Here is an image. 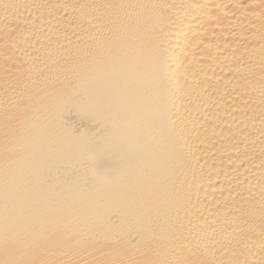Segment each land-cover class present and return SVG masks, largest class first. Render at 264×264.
I'll return each instance as SVG.
<instances>
[{"label": "bare ground", "instance_id": "1", "mask_svg": "<svg viewBox=\"0 0 264 264\" xmlns=\"http://www.w3.org/2000/svg\"><path fill=\"white\" fill-rule=\"evenodd\" d=\"M0 264H264V0H0Z\"/></svg>", "mask_w": 264, "mask_h": 264}]
</instances>
